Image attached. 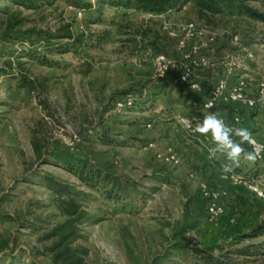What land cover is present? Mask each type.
<instances>
[{"label": "rangeland", "instance_id": "rangeland-1", "mask_svg": "<svg viewBox=\"0 0 264 264\" xmlns=\"http://www.w3.org/2000/svg\"><path fill=\"white\" fill-rule=\"evenodd\" d=\"M74 1L0 0V237L14 241L0 264H50L41 250L69 198L85 211L75 243L87 250L83 264H190L192 251L177 252V243L214 254L261 245L264 199L223 178L221 165L264 181V164L242 154L237 166L222 152L209 159L182 129L204 115L191 105L197 93L172 73L158 78L154 62L161 53L180 61V27L196 21L217 33L210 75L228 76L221 69L236 61L264 80V23L206 12L197 0L163 11ZM244 48L253 58L243 62ZM129 98L133 105L118 106ZM205 188L226 193L217 220Z\"/></svg>", "mask_w": 264, "mask_h": 264}, {"label": "built area", "instance_id": "built-area-1", "mask_svg": "<svg viewBox=\"0 0 264 264\" xmlns=\"http://www.w3.org/2000/svg\"><path fill=\"white\" fill-rule=\"evenodd\" d=\"M216 40L217 33L207 25L196 21L185 22L180 27V36L177 41V49L180 52L181 58L180 61H176L164 53L157 55L154 62L156 75L158 78L163 79L172 73L173 83L178 85L187 84L192 92H196L197 95H199V98L192 100L191 105L201 109L204 115L200 117L191 116L183 119L182 129L185 133L196 139L206 151H208V148L215 146L211 134L201 135L195 131V127L202 122L205 115L214 111L223 118L226 125L233 129L245 128L252 133V139L255 142L254 145L245 142L242 147H244L246 152L247 150H250V152L258 150L260 156L257 158V161L264 164V143L258 140L255 134L246 127L245 115L238 109L241 107L254 110L264 109V80L257 83L255 90L249 88L246 76L240 75L237 76L234 81H231L230 74H233L232 67L237 63L236 61L231 63L228 76L222 77L208 94L203 93V85L196 78L200 72L215 66L208 52L216 43ZM244 52V59L253 58V53L247 51L245 48ZM210 101L214 105L211 109L206 107ZM133 104L131 98L118 102L119 107H127ZM224 105L233 106L232 113L222 114L219 108L225 107ZM149 126H151V124H149ZM232 138L239 142V137L233 135ZM152 146V142H148L145 144L144 149H149ZM162 156V154L159 155V157ZM166 159L178 162V158L173 153H170ZM222 177L225 179H235V181L240 180V182L245 184L258 198L264 199V181L261 180V178L257 180H248L234 171L223 173ZM203 191L204 196L208 199V214L211 220H217L224 212L221 196L226 193L222 191L216 193L210 192L206 188Z\"/></svg>", "mask_w": 264, "mask_h": 264}, {"label": "trees", "instance_id": "trees-1", "mask_svg": "<svg viewBox=\"0 0 264 264\" xmlns=\"http://www.w3.org/2000/svg\"><path fill=\"white\" fill-rule=\"evenodd\" d=\"M17 2V0H14ZM118 5L125 7H134L140 10L146 11H163L165 8L177 7L187 0H109ZM255 0H197L199 6L206 12L212 13H236L238 15H245L251 19L258 20L264 23V0H259L260 7H254L251 2ZM75 4L85 10L90 9L92 6L89 3H85L84 0H75ZM12 28V25L8 27V30ZM227 109H233V106L224 105ZM82 166L87 167L84 161L81 162ZM92 175V174H90ZM89 175V176H90ZM88 180L94 182L97 175H92ZM61 209L67 215V218L56 224L50 232L47 234L49 243L44 246L41 252L44 255H49L50 264H83L84 254L87 251L84 247L75 245L76 240L80 237L79 225L85 216V211L81 205L74 199L69 198L63 201ZM228 226L239 229L238 224L233 225L230 222ZM257 232L264 234L263 227H257ZM13 239L9 237H0V253L7 249H13ZM177 252H189L192 251L189 257L190 264H254L259 260V256H264V242L261 245H250L246 247H232L223 248L221 253L214 254V252L208 247L192 246L189 243H177ZM253 257V260H250ZM243 258V259H241ZM256 258V259H255ZM264 261V260H263Z\"/></svg>", "mask_w": 264, "mask_h": 264}, {"label": "clouds", "instance_id": "clouds-1", "mask_svg": "<svg viewBox=\"0 0 264 264\" xmlns=\"http://www.w3.org/2000/svg\"><path fill=\"white\" fill-rule=\"evenodd\" d=\"M206 107L211 109L214 105L210 101ZM195 131L201 135L211 134L215 146L208 148L209 159L215 158L217 152H222L226 155L228 161L238 166L242 154L245 160L253 163L260 156L258 150L246 152L244 147H242L245 142L254 145L255 142L252 139V133L245 128L233 129L226 125L223 118L217 112L213 111L205 115L202 122L196 125ZM233 135L239 137V142L232 138ZM221 168L224 173L234 171L231 164H222Z\"/></svg>", "mask_w": 264, "mask_h": 264}, {"label": "crops", "instance_id": "crops-1", "mask_svg": "<svg viewBox=\"0 0 264 264\" xmlns=\"http://www.w3.org/2000/svg\"><path fill=\"white\" fill-rule=\"evenodd\" d=\"M240 53H242V61L244 62L245 52L244 49L239 50ZM233 60V57L228 56ZM228 57L226 59H228ZM251 60V59H250ZM241 61V62H242ZM249 62V60H247ZM233 62V61H232ZM225 69H221V71L225 72L228 70V74L230 72V69L227 67H224ZM233 68V74H230L231 81H234L237 76H246L248 79L249 88L251 90H255L257 83L261 79H257L255 67L253 65H248L244 63H236L234 64ZM197 80L200 81L203 85V93L208 94L209 91L215 86L218 81L221 79V77L215 78L214 76L210 75V72L208 71H202L197 75ZM199 96V95H198ZM220 112L222 114L232 113V109H227L225 107L219 108ZM244 115H245V125L246 127L252 131L255 136L264 143V109H247L246 107L238 108ZM247 152H250V150H247ZM253 163V162H252ZM255 165V162L253 163ZM247 164L245 165V167Z\"/></svg>", "mask_w": 264, "mask_h": 264}]
</instances>
